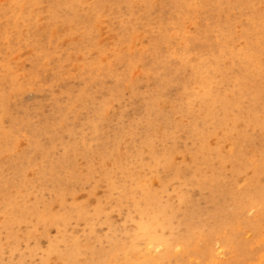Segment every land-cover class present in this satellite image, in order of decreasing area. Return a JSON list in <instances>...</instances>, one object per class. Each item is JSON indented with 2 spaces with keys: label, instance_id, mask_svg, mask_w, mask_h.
I'll list each match as a JSON object with an SVG mask.
<instances>
[{
  "label": "rangeland",
  "instance_id": "1",
  "mask_svg": "<svg viewBox=\"0 0 264 264\" xmlns=\"http://www.w3.org/2000/svg\"><path fill=\"white\" fill-rule=\"evenodd\" d=\"M262 189L264 0H0V264H118L153 197L151 264H264Z\"/></svg>",
  "mask_w": 264,
  "mask_h": 264
},
{
  "label": "bare ground",
  "instance_id": "2",
  "mask_svg": "<svg viewBox=\"0 0 264 264\" xmlns=\"http://www.w3.org/2000/svg\"><path fill=\"white\" fill-rule=\"evenodd\" d=\"M261 192H264V189ZM153 199L151 207L147 206L139 210L138 232L135 234L134 240L122 247L124 253L118 259V264H134L133 261L128 259L130 254L141 255L145 259V264H151L150 261H153V263L161 262L171 254L174 243L164 235V231L166 228H172V216L168 213V210L157 206L159 205L157 199ZM138 239L145 243L144 246L138 244ZM180 244L184 247V252L190 253L188 249L190 246L189 238L183 236ZM205 252L216 259L219 254L224 253V250L214 247ZM78 254V250H73L74 262L79 261L81 253ZM104 264L108 263L104 262Z\"/></svg>",
  "mask_w": 264,
  "mask_h": 264
}]
</instances>
